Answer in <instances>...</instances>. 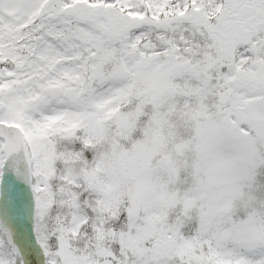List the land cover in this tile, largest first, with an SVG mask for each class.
Masks as SVG:
<instances>
[{
	"label": "snow or ice",
	"instance_id": "6c2138e0",
	"mask_svg": "<svg viewBox=\"0 0 264 264\" xmlns=\"http://www.w3.org/2000/svg\"><path fill=\"white\" fill-rule=\"evenodd\" d=\"M0 264H264V0H0Z\"/></svg>",
	"mask_w": 264,
	"mask_h": 264
}]
</instances>
